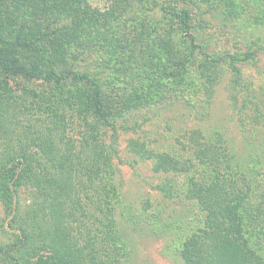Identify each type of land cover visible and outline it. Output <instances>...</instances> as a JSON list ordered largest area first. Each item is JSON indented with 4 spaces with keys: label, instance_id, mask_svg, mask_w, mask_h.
<instances>
[{
    "label": "trees",
    "instance_id": "16d2710c",
    "mask_svg": "<svg viewBox=\"0 0 264 264\" xmlns=\"http://www.w3.org/2000/svg\"><path fill=\"white\" fill-rule=\"evenodd\" d=\"M13 1L0 0V199L24 226H18L21 235L15 242L0 247L1 254L8 264H115L109 223L115 192L109 171L117 153L116 135L124 127L117 120L132 109L119 102L116 113L110 114L111 94L103 72L80 68L87 60L90 35L101 31L106 19L86 0L74 6L70 0L68 5L66 0H23V7L37 9L18 28L9 20ZM254 2L264 23V0ZM51 3L57 9L52 13L47 12ZM80 6L85 7L81 16ZM172 13L178 30L193 41L188 11ZM252 17L259 24L258 14ZM20 51L32 53L34 61L21 62ZM254 52L203 60V70L212 72L226 64L232 84L242 85L238 63L251 60ZM11 78L42 80L53 89L20 95L8 87ZM107 131H112L109 141ZM186 146L192 150L188 157L155 153L135 139L130 144L141 157L156 155L157 170L186 172L182 191L171 194L196 201L202 220L181 247L182 263L264 264L248 236L244 215L252 186L237 169L226 141L220 137L205 142L193 136ZM197 165L206 167L208 181L199 177ZM23 188L30 190L36 204L15 203Z\"/></svg>",
    "mask_w": 264,
    "mask_h": 264
},
{
    "label": "rangeland",
    "instance_id": "374dc122",
    "mask_svg": "<svg viewBox=\"0 0 264 264\" xmlns=\"http://www.w3.org/2000/svg\"><path fill=\"white\" fill-rule=\"evenodd\" d=\"M22 1L15 0L9 7V20L17 27L31 19L30 14L37 9L35 5L23 7ZM70 1L74 6L78 0ZM65 2L68 5L69 0ZM86 2L106 21L101 31L90 35L84 55L87 60L80 68L103 72L111 94L110 114L116 113L119 102L132 109L117 120L124 127L116 135L117 153L109 171L115 192L109 220L114 231L115 264H183L181 247L202 220L196 201L171 194L182 191L186 172L157 170L156 155L141 157L130 144L135 139L155 153L188 157L192 150L186 143L193 136L205 142L223 138L232 160L238 162L237 169L250 181L252 191L244 215L248 236L264 261V23H260L261 9H253L257 2ZM83 9L80 6V16ZM181 9L189 13L193 41L172 21V12ZM51 10H57L54 3L47 6V12ZM256 14L259 24L252 17ZM251 51H255L251 60L238 63L242 85L232 84L226 64L212 72L203 70V60L225 54L239 57ZM17 56L25 64L34 61L32 53L20 51ZM9 82L8 87L20 95H42L53 89L42 80L11 78ZM111 133L107 131V141ZM2 143L0 138L1 152ZM197 168L202 181H208L206 167ZM16 202L22 207L36 204L28 188L19 190ZM14 214H8L0 199V247L21 235L18 226L24 225L21 216L13 219ZM7 259L0 251V264H8Z\"/></svg>",
    "mask_w": 264,
    "mask_h": 264
}]
</instances>
